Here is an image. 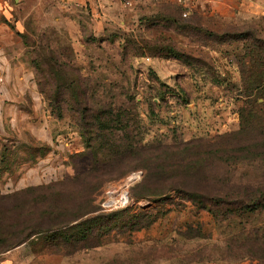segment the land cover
I'll return each instance as SVG.
<instances>
[{"label": "rangeland", "instance_id": "obj_1", "mask_svg": "<svg viewBox=\"0 0 264 264\" xmlns=\"http://www.w3.org/2000/svg\"><path fill=\"white\" fill-rule=\"evenodd\" d=\"M90 22L30 20L0 85V260L61 251L73 224L93 264H264V197L223 220L156 195L264 193V0L121 1Z\"/></svg>", "mask_w": 264, "mask_h": 264}, {"label": "crops", "instance_id": "obj_2", "mask_svg": "<svg viewBox=\"0 0 264 264\" xmlns=\"http://www.w3.org/2000/svg\"><path fill=\"white\" fill-rule=\"evenodd\" d=\"M133 1L131 0V5ZM120 2L121 0H0V77L3 79L0 85L8 82L15 61L22 59L21 55L24 51L19 55L16 48L22 44L19 35L27 33L30 20L34 18L37 27L43 29H62L70 25L82 28L88 24L93 27L90 21L94 22L99 18L101 21L106 20ZM17 75L23 76L25 73L21 71ZM70 235L71 228H64L53 235L60 237L63 242L61 251L57 250L53 254L47 251L35 256L27 242L21 243L8 250L0 260V264H93L91 260L84 258L83 253L88 251L87 247L69 249L70 243L78 241L76 236L79 233L75 234L76 239ZM205 264L258 263L209 262Z\"/></svg>", "mask_w": 264, "mask_h": 264}, {"label": "trees", "instance_id": "obj_3", "mask_svg": "<svg viewBox=\"0 0 264 264\" xmlns=\"http://www.w3.org/2000/svg\"><path fill=\"white\" fill-rule=\"evenodd\" d=\"M180 8L182 10L181 6ZM252 194L253 192L235 193V191L233 190L225 191L224 189H212L209 186H207V188H201L198 186H193L188 182L169 184L165 188H162L158 193H156V195L161 198H174L177 196L183 201V203H177V206L184 208L186 206V203H189L190 206H192V208L196 210L208 212L210 214H213L214 216H218L219 214H221L222 216H224L223 220H227L231 217V215L233 216L234 213L237 212H242V214H240L245 215L246 212L249 211V206L251 204L259 203V201H261V199L264 197V193L259 190L255 192V195ZM67 228H71L70 236H76V233H79V235L81 234L80 236L82 237L86 236V230L79 229L76 227V225L72 224ZM185 229L186 233H191L193 232V230L199 232L202 230V226L199 221L196 222L194 220H191L185 223ZM241 230L242 233H244L245 227H242ZM179 232H181L180 229ZM209 262L216 261L208 260L206 262H201L198 264H205ZM240 262H244V260L234 263Z\"/></svg>", "mask_w": 264, "mask_h": 264}, {"label": "built area", "instance_id": "obj_4", "mask_svg": "<svg viewBox=\"0 0 264 264\" xmlns=\"http://www.w3.org/2000/svg\"><path fill=\"white\" fill-rule=\"evenodd\" d=\"M123 4H125V6H130L131 5V0H121ZM156 1H160V0H156ZM174 2H176L179 6L182 7V15L184 17L188 16L191 11L193 10V2L195 0H172ZM123 197H125V201L127 200V194L123 195ZM122 197V198H123Z\"/></svg>", "mask_w": 264, "mask_h": 264}]
</instances>
